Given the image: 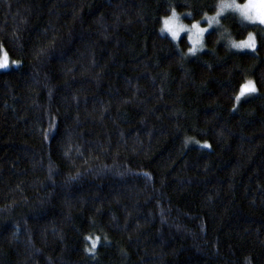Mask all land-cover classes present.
<instances>
[{"label":"trees","instance_id":"16d2710c","mask_svg":"<svg viewBox=\"0 0 264 264\" xmlns=\"http://www.w3.org/2000/svg\"><path fill=\"white\" fill-rule=\"evenodd\" d=\"M219 2L0 0V264H264V26L160 33Z\"/></svg>","mask_w":264,"mask_h":264},{"label":"rangeland","instance_id":"374dc122","mask_svg":"<svg viewBox=\"0 0 264 264\" xmlns=\"http://www.w3.org/2000/svg\"><path fill=\"white\" fill-rule=\"evenodd\" d=\"M231 2H232V0H220V2L218 4V8L213 14L204 15L200 19H197V20H192L191 16H190V13L188 11H182V12L172 11L167 16H165L163 18L162 25L160 27V33L162 35L168 36L170 39L173 40V38L171 37V35L167 31H163L162 32L161 29L164 26V24H163L164 20L169 18V17H172L173 13H175V15L177 17L176 22L179 25H183L184 31H182L179 34V36L173 41H177L179 38L185 37L187 39L189 45H190L189 50L193 49L195 53H198V52H200V51H202L204 49L205 36L211 31H217L218 34H219L220 39H223L226 42V44L228 45V47L230 49L234 50V51H239V52H250V51H253L254 48H255V37H254V35L253 34H249L243 40H233L230 37L227 29L224 27V25L222 23V20L228 13H232V14L236 15L241 21H243L245 23H248V24H259V25H262V26H264V24L260 23V21L258 19H254V20L244 19V17L241 16L239 11H235L233 9H225L221 13V15L218 16L217 13L221 11L219 5L222 4V3H231ZM235 2L238 3V4H244V3L247 2V0L244 1L243 3H239L236 0H235ZM212 17H215L216 19L214 21H212L211 24H210L209 23V19L212 18ZM216 21H219V23H217ZM194 23L198 24L202 28L207 29V31L200 37V44H197L195 47L193 46L191 40H189V35L193 34L194 31H195L191 27L192 24H194ZM250 36L252 38V42L254 44V47H244V48H234V47H232L233 43H240L241 41H247ZM190 53L193 54V52H190ZM0 62L7 64V67H5L3 69H0V70L9 69L11 67H15V66L18 65L16 62H13V61L9 60L7 58V56L5 55V53H3L2 56L0 57ZM249 82L255 87V85H254L252 80H247L244 84H247ZM239 93H240V91H239ZM239 93L237 94V96L239 95ZM256 93H257V91H256V88H255V91H253V92H246L244 96H241L240 100H237L235 98V106H237L243 99H245V98H247V97H249L251 95H254Z\"/></svg>","mask_w":264,"mask_h":264},{"label":"snow or ice","instance_id":"6c2138e0","mask_svg":"<svg viewBox=\"0 0 264 264\" xmlns=\"http://www.w3.org/2000/svg\"><path fill=\"white\" fill-rule=\"evenodd\" d=\"M211 7V5H209ZM220 12L217 13V15H221V13L225 9H233L235 11H239L241 16L244 17V19L247 20H254L258 19L260 23L264 24V0H247L244 4H238L235 2V0H232L231 3H222L219 5ZM216 18L212 17L209 19V23L211 24L212 21H214ZM177 17L175 13H173L172 17H169L164 20L163 28L161 31H167L173 40H175L179 34L184 31L183 25H179L176 22ZM219 23V21H216ZM192 29L195 30L193 34L189 35V40H191L193 46L195 47L197 44H200V37L207 31V29L200 27L198 24L194 23L192 24ZM232 47L234 48H244V47H254V44L252 42L251 36L247 41H241L240 43H233ZM190 52H193L195 54L193 49L189 50ZM7 67V64L0 63V69H3ZM255 91V87L249 82L247 84H244L240 88V93L236 97L237 100H240L241 96H244L246 92H253ZM93 246H95V242L93 243Z\"/></svg>","mask_w":264,"mask_h":264}]
</instances>
